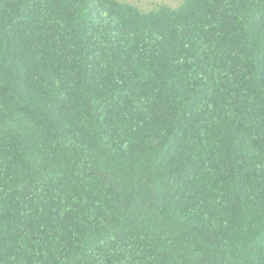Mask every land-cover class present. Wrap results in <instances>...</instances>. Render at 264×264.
<instances>
[{"label": "trees", "instance_id": "obj_1", "mask_svg": "<svg viewBox=\"0 0 264 264\" xmlns=\"http://www.w3.org/2000/svg\"><path fill=\"white\" fill-rule=\"evenodd\" d=\"M0 264H264V0H0Z\"/></svg>", "mask_w": 264, "mask_h": 264}, {"label": "rangeland", "instance_id": "obj_2", "mask_svg": "<svg viewBox=\"0 0 264 264\" xmlns=\"http://www.w3.org/2000/svg\"><path fill=\"white\" fill-rule=\"evenodd\" d=\"M118 1L132 4L138 7L141 11L146 12L151 10L153 7L157 5H167L170 7H176L180 3H182L183 0H118Z\"/></svg>", "mask_w": 264, "mask_h": 264}]
</instances>
